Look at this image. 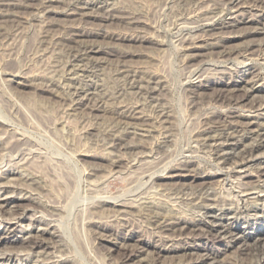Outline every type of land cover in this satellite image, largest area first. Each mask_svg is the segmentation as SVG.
Instances as JSON below:
<instances>
[{
	"label": "rangeland",
	"instance_id": "rangeland-1",
	"mask_svg": "<svg viewBox=\"0 0 264 264\" xmlns=\"http://www.w3.org/2000/svg\"><path fill=\"white\" fill-rule=\"evenodd\" d=\"M235 4L233 0H0V120L8 119L11 129V133L0 132V142L13 139L15 134L27 140V145L16 155L5 154L2 169H6L9 157L15 161L23 157L33 160L40 157L39 160H46L49 176L59 182L64 180L61 184L76 179L81 187L86 185L88 170L84 173L82 170L88 166L87 162L102 164L92 179L103 178L98 181L104 182L103 187L109 194H123L119 200L123 198L134 207L167 202L174 211L187 218L194 216L192 204L201 203L203 198H224L229 202L225 208L231 210L244 205L245 200L237 198L245 187L238 175L250 169L253 162L242 164L233 171L220 172L213 162L211 148L203 146L201 137H198L204 128V119L226 109L220 101L216 103L208 99L213 88L223 82L230 83L242 74L247 79L254 75L264 77V51L259 52L254 60H246L240 54L224 57L215 50L203 51L200 57L191 59L182 41L207 32H230L234 27L225 29L223 26L232 23L238 13ZM252 12L255 11L248 16ZM253 14L258 15V12ZM247 27L240 24L232 31L244 33L248 31ZM139 35L146 37L144 41L133 38ZM262 38L258 36L253 40ZM253 40L237 38L227 47L234 50ZM149 82L157 89L154 99L132 90V84ZM198 84L208 87L199 88ZM263 94L260 93L264 97ZM247 105L242 106L240 112L253 117L255 112ZM128 107L134 109L133 115L138 119H127L132 115L126 110ZM162 114L167 116L161 117ZM8 133L11 138L7 139ZM137 146L146 147V152L134 157L136 151L125 150ZM103 147L110 158L121 156L134 160L112 168L107 161L83 156H76L74 161L69 156L72 150L91 154ZM165 161L171 166L193 161L199 172L216 173L210 182L212 190L211 187L207 190L208 186L202 188L204 182L201 178H165L170 176L168 170L163 172ZM159 176L164 178L156 179ZM242 181L246 186L257 184L255 190L264 195V182H259L256 177ZM63 186L62 191L71 192L65 183ZM191 197L197 198L196 201H190ZM73 200L77 211L85 209V202L78 197ZM248 206L261 208L260 202ZM134 210L127 208L124 216L118 217L117 222L112 219L110 223L114 228L120 223L117 229L125 237L133 235L128 241L115 242L113 237L103 239L102 231L96 228L89 238L84 228L76 227L78 237L85 245L86 242L87 245L91 244L90 241L95 242L99 254L97 252L98 257H94L91 253L94 264H120L122 252L135 249L140 239L154 242L153 234L166 239L167 234L160 233L149 223L146 211L139 215ZM2 216L0 238L19 240L28 237L25 232L31 231L30 223L40 214L28 213L23 220H14L16 231L12 234H3V220L10 217ZM123 217L125 221H120ZM232 222L224 219L222 223ZM70 223L73 226V220ZM261 223L254 219L241 220L238 226L256 230ZM68 239L74 246L71 236ZM154 240L162 248L171 244H161L157 238ZM191 245L198 249L194 253L208 249L218 252L220 260L238 264L235 261L240 256L241 245L215 244L208 240ZM14 246L3 243L0 253L22 251L20 245ZM74 249L75 257L82 264H88L87 258L82 254L83 258L76 247ZM45 252L49 254L36 259L39 263L51 264L56 260L46 258L52 249ZM150 257L151 254L139 252L136 258L124 264H137ZM156 259V264H187V256L180 254H166ZM251 263L257 264V260L252 259ZM2 264L31 262L14 260Z\"/></svg>",
	"mask_w": 264,
	"mask_h": 264
},
{
	"label": "bare ground",
	"instance_id": "bare-ground-1",
	"mask_svg": "<svg viewBox=\"0 0 264 264\" xmlns=\"http://www.w3.org/2000/svg\"><path fill=\"white\" fill-rule=\"evenodd\" d=\"M233 1L236 2L235 12L238 13L236 15L234 14L235 16L232 18V23H226V25L223 26L225 29L234 27L230 32L228 31L229 33L226 32L228 35L225 32H223L224 34L207 32L198 37L194 36L195 38L193 39H189L188 37V39L182 40L184 41V50L188 52V56L191 59L200 57L203 51L215 50L224 57H229L233 54H240L244 55L246 60H254L255 56L259 55V52L262 50L264 51V0ZM241 4H244L245 7H242ZM9 9L10 8H8V11ZM251 11H257L258 15H254L253 13L255 12H252V15L250 14V16H248ZM240 24L248 25V31L240 34L234 33L232 30H235ZM258 36H263V38L260 41L253 40ZM133 38L138 39L137 41H144L146 37L139 35V37L136 36ZM237 38L252 39L253 41H249L246 45L237 49L234 48V50H232L231 48L230 50L227 47V44ZM196 86L199 88L208 87L204 84H198ZM131 87L132 90H136L138 95L144 93L150 99H154V96L157 93V89L150 85V82L146 84H132ZM193 93L197 94L194 91ZM260 93H264V77H260L259 75H254L251 79H247L245 74H242L233 78L230 83L225 84L223 82L219 86H216V89L213 88V94L208 99L215 102L220 101L226 106V109L224 108L221 113L218 112L217 114L210 115V117L208 116V118L206 117V119H204V126H202V128H204L200 131L198 138L201 137L200 140L201 143L203 142V146L206 145L211 148L213 162L216 163L215 165L220 172L233 171V169L238 168L247 162L253 163L250 169H246V171L242 172V175H238L241 184L245 187L241 189V196L238 195L239 193L237 194V198L239 197L238 200L241 201L245 200V204L243 203L244 205L231 210L225 208L229 202L223 200L224 198L222 200L203 198L201 203L198 200L199 204H192L194 205L191 207V209L193 208L192 211H194V216L192 215V218H187L186 216L181 215L179 211H174L167 202L157 201L158 203H155L156 205H152L151 203V206L147 205L142 207L139 205L138 207H134L132 203H126L123 198L122 200H119L123 194H109L107 189L103 187L104 182H101L104 179L101 177L98 178V180L101 179V183L96 180L97 178L94 179L96 172L99 171L102 164L98 165V163L87 162L88 166L82 170V173L88 170L85 178V186L81 184L82 186L79 187L80 181L77 183L75 181L76 179L74 180L75 182L70 179L69 181L64 182L66 185L65 187H69L72 194L71 192H69V194L67 191V193L62 191L64 183H61L64 180L59 182L52 178L54 176H49V170L46 169L47 165L45 164L46 160L44 161L43 159V161H41L39 160L40 157H38L39 159L37 160L23 157L19 161H15V159L8 156L9 159L5 164L6 169H2L1 166L4 162L6 153H15L16 155V153L27 145V140L23 139L18 134L14 133V135L12 133L14 135L13 139L6 142H0V216L7 215L10 217L9 219L5 218V221L2 219L4 223L3 234L14 233L16 229H14L13 226L16 223H13V221L16 220L17 222L23 220L28 213H31L33 216L40 214V216L36 217L33 222L30 223L32 226L31 231L25 232L24 234L28 235V237L19 240L7 237L0 238V245L3 243H10L15 246L20 245L22 248V251L20 252L11 250L1 251L0 264L9 263L14 260L18 262L25 261V263L31 262V264H37V262L38 264H47L48 262L39 263L37 258L43 254H49L45 252V250L48 249H52L53 252L50 253V255H47V260L56 259L55 261L52 260L51 264H82V261L75 257V247L81 255L83 254L87 258L88 264H94V257H98L97 252L99 254V251H97L94 246L95 242L90 241L89 243L91 244L88 245L86 242L85 245L79 239L80 237H78L79 234L76 227L81 226L84 228L87 231L89 238L94 232L93 228H96L102 231V234L100 235L103 239L107 240V238L113 237L115 242L126 241V239L128 241L132 239L133 235L130 234V236L125 237L123 232L119 230L121 226L120 223L118 224V229V225L114 228L113 225L110 224L112 219L117 222L118 217L124 216L127 208H135V214L139 215L144 214L143 211H146L149 223L156 226L160 233L167 234L168 236L164 239L162 235L158 236L153 234L154 242L152 243H148L144 241V239H137L138 243L137 245L135 244V249H127L121 253L118 261L120 264H124L125 261L126 263L127 261H132L137 257L139 252H146L148 255L151 254V257L146 261H139L140 263L138 262L137 264H148L147 262L150 264H156V258L166 254H180L181 256H185V258L187 256V261L185 260L187 264L230 263L220 260L218 252H212L208 249L194 253V251H197L198 249L195 250L191 244L201 240H208L215 244L228 243L233 246L241 245L239 250L240 256L237 260L235 259L236 261L233 259L235 262L238 264H250L252 259H256L257 264H264V195L258 194L255 190L257 184L254 186H246V183L242 181L245 178L250 179V177H256L259 182H264V97L260 95ZM247 103L250 111L255 112L253 117L240 112L241 107L245 106ZM126 110L130 111V114L132 113V115L127 116V119H131L132 117V119H138L133 115L134 109L132 110L128 107ZM166 116V114H162L161 117ZM9 122L10 121L6 118L0 120V132H4L5 134L6 132L11 133ZM10 135L7 139L11 138ZM125 150L128 152L136 151L135 154L132 153L135 157L138 154L145 153L146 147H129ZM105 151V147L101 148L97 153L92 151L94 153L91 152V154L89 151L83 153L74 152L72 150L69 156L74 161L76 156L91 157L92 159L107 161L112 168L118 167L119 164L124 161H127V163L130 164L131 161L134 160V158L131 160L124 159L121 156L110 158ZM167 161H165L163 165V172L168 170L170 176L165 178H201L204 182L202 188L205 189L208 186L206 188L208 190L212 184L210 182H212L217 176L216 173L209 171L199 172L198 167H196L193 161H185L175 165L172 164L173 166L169 165ZM158 165L159 164H157V166ZM146 171L144 172L146 173ZM147 174H149V172H147ZM92 177L94 178L92 179ZM162 178L164 177L159 176L156 179ZM67 188H65V190ZM71 195H73V197H78L85 202V204H83V207L85 205V209L80 211L78 209L77 211L75 209L76 203L73 200V197H70ZM2 196L5 197L2 198ZM196 199L197 198L192 197L191 199L189 198L190 201H196ZM171 200L172 199L169 201ZM259 202L261 208H251L248 206L249 204L252 206ZM195 217H198V219H195ZM224 219L233 220V222L231 224H224L222 223ZM251 219L262 221L261 226L256 230H250V228L241 229L242 227L238 226V223L241 220L248 222ZM71 220H73V226H71ZM120 221H125L124 217ZM110 232L111 234L108 235ZM70 236L74 241V246L72 245L73 243L71 239H68ZM155 238H157V241L161 244L164 242L171 244L168 248H162L160 245L155 244ZM68 241H71L72 244ZM148 248L151 250L149 251ZM91 253H94V257ZM155 256L156 258L153 259ZM42 261L44 260H41V262Z\"/></svg>",
	"mask_w": 264,
	"mask_h": 264
}]
</instances>
